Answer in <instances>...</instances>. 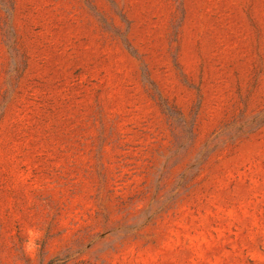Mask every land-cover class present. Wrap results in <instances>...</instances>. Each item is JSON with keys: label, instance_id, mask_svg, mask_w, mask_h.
I'll return each mask as SVG.
<instances>
[{"label": "rangeland", "instance_id": "obj_1", "mask_svg": "<svg viewBox=\"0 0 264 264\" xmlns=\"http://www.w3.org/2000/svg\"><path fill=\"white\" fill-rule=\"evenodd\" d=\"M0 264H264V0H0Z\"/></svg>", "mask_w": 264, "mask_h": 264}]
</instances>
